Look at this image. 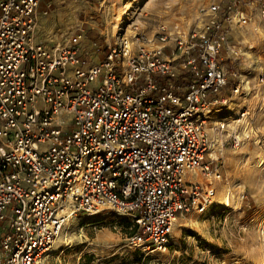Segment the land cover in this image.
Masks as SVG:
<instances>
[{"label":"built area","instance_id":"built-area-1","mask_svg":"<svg viewBox=\"0 0 264 264\" xmlns=\"http://www.w3.org/2000/svg\"><path fill=\"white\" fill-rule=\"evenodd\" d=\"M41 1L0 0V264H42L79 213L128 216L131 245L166 251L181 218L217 206L223 174L208 123L217 105L251 93L241 82L223 93L242 76L223 53L239 57L230 33L252 12L246 0L218 1L169 34L149 39L137 27V51L118 37L85 68L79 34L36 41Z\"/></svg>","mask_w":264,"mask_h":264},{"label":"rangeland","instance_id":"rangeland-1","mask_svg":"<svg viewBox=\"0 0 264 264\" xmlns=\"http://www.w3.org/2000/svg\"><path fill=\"white\" fill-rule=\"evenodd\" d=\"M218 1L227 2L44 0L39 10L42 24L36 34L64 42L81 33L80 28L86 29L87 23L98 20L99 27L107 30L109 42H117L121 33L137 51L142 43L131 38L137 27L149 39L169 34L175 25L185 26L196 20L200 24L202 18H207L201 15L200 7ZM262 3L264 0H246L244 6L252 12L251 20L230 33L242 49L239 57L223 53L226 68H238L242 73L239 80H230L223 93L231 95L237 82L249 85L251 93L233 96L210 114L208 126L214 143L211 155L217 158L215 164L223 174L217 185L216 208L181 218L171 247L146 252L130 244L136 229L128 216L79 213L69 219L42 264H264V84L258 79L264 65V21L259 15ZM125 11L129 13L123 16ZM169 38L164 57H170L175 47ZM243 108L248 110L247 117H241ZM223 122L224 128L220 126ZM244 131L249 137L242 145L234 146L231 137Z\"/></svg>","mask_w":264,"mask_h":264},{"label":"crops","instance_id":"crops-1","mask_svg":"<svg viewBox=\"0 0 264 264\" xmlns=\"http://www.w3.org/2000/svg\"><path fill=\"white\" fill-rule=\"evenodd\" d=\"M44 4V0H42L39 5L40 7H38L36 11L37 29L40 28L42 24V12L39 10ZM48 5H51V3L49 2ZM86 27V29L80 28L81 33H78L80 36V42L78 44V54L81 55L82 60L84 62L83 67L88 68L93 64L105 60L112 43L108 41V34L106 32L107 30L99 27L98 20H94L92 23H87ZM36 28L34 31V37L36 41L45 42L48 45L56 43L55 40H57L58 38L55 39L56 37L47 35L44 36L43 39V37H40L36 34ZM64 42H68V40L65 39Z\"/></svg>","mask_w":264,"mask_h":264},{"label":"bare ground","instance_id":"bare-ground-1","mask_svg":"<svg viewBox=\"0 0 264 264\" xmlns=\"http://www.w3.org/2000/svg\"><path fill=\"white\" fill-rule=\"evenodd\" d=\"M128 13H129L128 11H125V12L123 13V16L127 15ZM121 35H123V34H121V33L118 34L119 37L127 39L128 43H129V46L131 47L132 50H134L133 47L131 46V41H129V39H128L127 37H125V36H121ZM136 35H137V33L132 34L131 38H136ZM137 41H138V40H137ZM139 42H140V41H139ZM140 43H142V41H141ZM212 147H213V146H212ZM174 229H175V228H174ZM175 232H176V231H175ZM174 235H175V233H174V231H173L172 242H175V241H176ZM54 243H57V242H54Z\"/></svg>","mask_w":264,"mask_h":264}]
</instances>
